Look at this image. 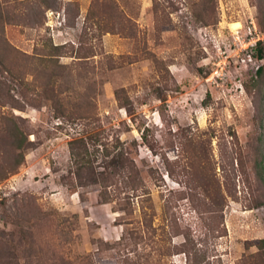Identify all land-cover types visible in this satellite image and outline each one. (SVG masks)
<instances>
[{
	"label": "rangeland",
	"instance_id": "rangeland-1",
	"mask_svg": "<svg viewBox=\"0 0 264 264\" xmlns=\"http://www.w3.org/2000/svg\"><path fill=\"white\" fill-rule=\"evenodd\" d=\"M0 10L1 55L24 80L1 85L21 108L5 96L0 115L29 140L0 177V264H264V0ZM75 139L95 154L82 185Z\"/></svg>",
	"mask_w": 264,
	"mask_h": 264
},
{
	"label": "trees",
	"instance_id": "trees-1",
	"mask_svg": "<svg viewBox=\"0 0 264 264\" xmlns=\"http://www.w3.org/2000/svg\"><path fill=\"white\" fill-rule=\"evenodd\" d=\"M1 13V10H0ZM259 43V42H258ZM54 49H59L57 46L54 47ZM256 49H258L256 47ZM52 54L49 55V58H47V61H51L49 59H52ZM4 56L1 55L0 52V75L2 78H0V92L2 90L1 85L6 84L7 85V80H9L11 83H16L19 86L24 85V80L23 78H20L21 76H16L14 75L13 71L9 68L5 66V61H4ZM6 67V68H5ZM46 70H48V67H46ZM4 72H6V74L8 75L9 78L11 79H6L7 76L3 75ZM52 74H57V73H49L48 74V79H45V84H50V77L52 76ZM29 90V85L26 86ZM31 87V86H30ZM32 90V89H30ZM26 91V90H25ZM22 92V91H20ZM6 93V95H5ZM0 93V104H2L1 102H5L4 99L6 98L5 96L10 97V99L15 103H12V107L13 108H18L20 109V105H16L19 104V101H16L15 99H13V96L9 95V93L5 92ZM22 94H26V93H22ZM25 96V95H23ZM26 98V97H23ZM2 100V101H1ZM2 119H4L3 121H6L8 123V126L6 128V132H7V136L11 137V146L12 150L9 149H4L3 153H4V163L2 165H0V177L5 176L6 174L12 172L13 170H15V168H17V166H19L22 162H23V153L22 150L23 148H25V146L29 143V140L27 138V135H25V132L23 131L21 125L18 123L17 117H15V115L12 116H8L5 114L0 115ZM21 120V119H19ZM69 151H70V155L71 158L73 159V163L76 164V170L73 172L75 181H77V183H79V185H82L83 182V175L82 172L83 171H87L90 174L93 175V173H95V171L92 168L91 165V155H95L92 151L89 150V147L87 146V142H85L83 139H75L73 141H71L69 143ZM102 155L107 157L111 154L110 151L107 150V147H103L102 148ZM125 159L124 157V152L122 150H119L116 153V158L110 161V165L115 168L116 165L121 164V162ZM121 166V165H120ZM122 168V167H121ZM91 175V176H92ZM101 179L102 180H106L108 179V176L103 175V172L101 173ZM133 183H134V179H133ZM257 247L260 249L264 248V238H261L257 241Z\"/></svg>",
	"mask_w": 264,
	"mask_h": 264
},
{
	"label": "built area",
	"instance_id": "built-area-1",
	"mask_svg": "<svg viewBox=\"0 0 264 264\" xmlns=\"http://www.w3.org/2000/svg\"><path fill=\"white\" fill-rule=\"evenodd\" d=\"M260 38L261 37L257 35L255 38L252 39L251 43H250V41L248 43L251 44V46H253L254 44H256V41H258Z\"/></svg>",
	"mask_w": 264,
	"mask_h": 264
}]
</instances>
